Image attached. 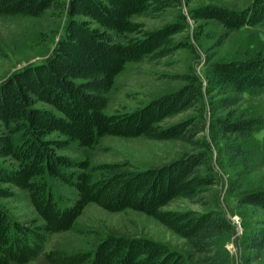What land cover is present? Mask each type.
<instances>
[{
    "label": "trees",
    "instance_id": "16d2710c",
    "mask_svg": "<svg viewBox=\"0 0 264 264\" xmlns=\"http://www.w3.org/2000/svg\"><path fill=\"white\" fill-rule=\"evenodd\" d=\"M180 5L181 0H0L4 17L39 18L58 8L67 14L46 58L0 82V200L11 198L13 189L26 192L35 213L20 222L0 204V264H28L41 255L44 264H188L160 242L113 233L90 252L43 254L47 237L72 230L90 204L109 213H143L197 254L212 252L232 233V225L216 209H168L179 200L200 202L215 183L204 152L185 153L146 170L128 162L90 168L89 160L78 162L61 153L73 143L92 149L106 136L191 143L202 131L198 122L165 126V121L200 110L206 95L220 96L217 106L222 110L237 106L245 95L264 93V52L258 51L240 60L209 62L203 81L181 76L182 87L136 110L104 112L107 93L127 64L157 61L189 46L174 39L188 28V17L217 22L228 31L264 25V0H252L242 10L201 5L152 30L134 21ZM204 116L200 112L199 120ZM209 127L213 137L235 142L249 139L263 123L228 110L224 117L213 115ZM230 148L243 153L241 146ZM262 148L264 161V143ZM50 183L73 189L75 198L62 206L66 198H58ZM238 203L264 210V187L243 191ZM244 246L257 255L264 251V224L247 234Z\"/></svg>",
    "mask_w": 264,
    "mask_h": 264
},
{
    "label": "rangeland",
    "instance_id": "374dc122",
    "mask_svg": "<svg viewBox=\"0 0 264 264\" xmlns=\"http://www.w3.org/2000/svg\"><path fill=\"white\" fill-rule=\"evenodd\" d=\"M251 1L181 0L179 7L167 9L154 17H135L134 21L152 30L174 21L179 14L187 16L190 9L201 5L214 4L242 10ZM66 19L65 10L59 8L48 10L39 18L0 16V82L27 65L42 62L62 34ZM174 39L185 41L189 46L157 61L144 60L125 66L115 78L113 89L107 93L106 114L118 110L133 111L178 90L185 84L181 76L191 75L203 81L204 67L209 62L240 60L258 51L264 52V25L228 31L217 22H195L188 17V28L175 35ZM219 99L220 96L216 94L206 95L205 105L200 110L186 111L165 121V126L189 119L198 122L202 131L191 143L106 136L92 149L80 148L73 143L61 152L78 162L89 160L90 168L104 163L128 162L140 170L159 167L185 153L204 152L207 170L215 183L208 187L200 202L193 204L179 200L168 209L197 212L218 210L233 230L217 248L209 253L197 254L185 240L143 213L132 210L109 213L90 204L72 230L47 237L43 254L52 250L68 254L90 252L98 240L113 233L160 242L179 252L188 264H264V251L257 255L244 246L247 234L264 224V210L238 203L243 191L264 187V93L254 97L245 95L237 106L222 110L217 106ZM228 110L236 111L239 116L259 119L263 127L257 128L247 140L228 142V137L222 136L217 139L213 137L209 120L213 115L224 117ZM200 112L205 116L199 120ZM232 145L241 146L243 153H235L236 149L230 148ZM50 186L58 198H66L65 202L60 201L62 206L70 204L69 201L76 196L71 188L54 183H50ZM12 192L11 198L0 200L10 216L20 222L34 218L28 194L17 189ZM28 264H44L42 255Z\"/></svg>",
    "mask_w": 264,
    "mask_h": 264
},
{
    "label": "water",
    "instance_id": "95a60500",
    "mask_svg": "<svg viewBox=\"0 0 264 264\" xmlns=\"http://www.w3.org/2000/svg\"><path fill=\"white\" fill-rule=\"evenodd\" d=\"M39 64V63H38Z\"/></svg>",
    "mask_w": 264,
    "mask_h": 264
}]
</instances>
